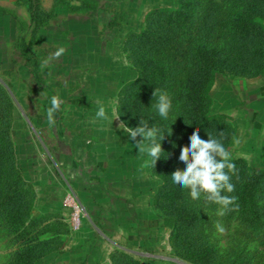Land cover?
I'll list each match as a JSON object with an SVG mask.
<instances>
[{
  "label": "rangeland",
  "instance_id": "374dc122",
  "mask_svg": "<svg viewBox=\"0 0 264 264\" xmlns=\"http://www.w3.org/2000/svg\"><path fill=\"white\" fill-rule=\"evenodd\" d=\"M179 2L38 0L36 25L24 0H0V86L11 98L8 138L21 177L24 218L34 222L30 236L46 243L38 264H114L115 253L139 264H193L192 249L204 247L211 250L205 264H264V181L254 212L239 207L219 216V205L193 200L186 189L168 209L158 197L161 172L145 166L150 157L138 154L136 141L118 127L121 121L136 127L140 118L119 116L113 124L96 119L101 104L110 118L114 111L119 114L127 85L137 75L127 39L145 27L152 10H172ZM193 2L191 21L164 31L161 44L149 53L168 70L157 88L171 100L168 118L151 106L153 94L136 108L143 117L158 115L166 130L172 129L169 166L183 169L179 154L190 143L186 91L195 73L194 53L199 46L236 53L239 65L216 72L206 89L208 114L229 124L225 148L240 161L231 179L230 195H235L247 173L264 170V0ZM241 12L257 23L256 36L242 38L232 31ZM22 42L34 58L25 54ZM53 96L62 103L56 124L49 126L46 112ZM67 195L81 207L76 230ZM176 209L194 216L180 237ZM7 217L0 208V264H15L27 242Z\"/></svg>",
  "mask_w": 264,
  "mask_h": 264
},
{
  "label": "trees",
  "instance_id": "16d2710c",
  "mask_svg": "<svg viewBox=\"0 0 264 264\" xmlns=\"http://www.w3.org/2000/svg\"><path fill=\"white\" fill-rule=\"evenodd\" d=\"M24 1L29 12L30 23L37 25L40 15L38 0ZM178 5L172 10L167 8L152 10L145 19V27L127 39L125 46H130L135 51L137 75L127 85V91L124 92V97L121 100L122 108L119 111L121 119L126 118V115L130 118H140L141 115L136 107L146 97L151 96L155 88L157 89L166 81L168 76L166 66L160 59L149 53L158 44H161L164 31H173L191 21L194 11L193 0H180ZM232 31L236 36L250 38L256 36L259 28L254 20L247 17L245 12H241L232 24ZM22 47L26 55L34 58L28 45L22 42ZM194 62L195 73L189 80L186 91V100L190 107L189 134L191 135L199 127L201 137L208 139V132L216 135L223 131L226 137L223 141L225 146L231 129L225 120L208 114L206 89L216 72L221 70L228 72L235 68V65H239L237 54L233 55L230 52L228 54L217 47L199 46L194 53ZM11 116V98L0 86V208L6 209L7 222L12 230L23 239L25 238L27 242L24 249L18 253L15 264H38L46 249V243L38 242L34 239V235L30 236L34 222H26L24 218L22 182L13 157L12 144L8 138ZM143 118L148 120L150 127L156 126L163 132H168L163 120L158 115L150 114ZM130 125L132 124L130 123ZM161 143L164 153L155 165L163 177L158 197H162L167 208L171 209L174 207L173 203L181 197L183 188L171 180L170 175L174 171L169 166L172 158L170 136L166 134ZM232 161L236 165L238 174V168L241 167L240 161L234 159ZM262 181H264V170L250 171L243 177L235 193V196L238 197L239 207L254 212L255 197ZM175 212L177 213L175 220L181 221L175 228L176 237H180L183 235L182 232L187 230L189 222L194 219V216L181 209H176ZM192 250L193 264H202V261L205 264L210 260L211 250L209 248ZM112 261L114 264H139L123 253H115L112 256Z\"/></svg>",
  "mask_w": 264,
  "mask_h": 264
},
{
  "label": "clouds",
  "instance_id": "9594fccd",
  "mask_svg": "<svg viewBox=\"0 0 264 264\" xmlns=\"http://www.w3.org/2000/svg\"><path fill=\"white\" fill-rule=\"evenodd\" d=\"M62 52L63 49L58 51L56 56L59 57ZM153 97L156 98V103L151 106L155 108L160 117L167 119L172 108L167 93L155 88ZM61 103L62 101L58 97L53 96L51 98V106L46 112L49 126L56 124L55 117ZM118 118L119 114L115 111L110 118L102 104L96 112V119L108 120L111 124ZM118 127L122 132L127 133L130 140L136 141L135 147L139 150L138 154H146L150 157V160L145 162V166L155 168L157 161L164 153L161 142L166 134L172 135V129L169 132H163L156 126L150 127L148 120L142 116H140L136 127H129L123 121L119 123ZM207 135L208 139H203L199 127L192 132L189 136L190 143L180 149L179 161L183 162L185 167L183 169L177 168L170 176L174 184L189 190L193 200L203 198L206 202L219 205L217 214L224 216L228 212L239 210L238 197L230 195L235 191V185L231 179L232 175L237 174V169L230 152L224 146L223 141L226 138L224 132H219L216 135L208 132ZM137 137H141V139L137 140ZM145 141L148 142L147 145H145ZM217 228L221 232L224 231L219 224Z\"/></svg>",
  "mask_w": 264,
  "mask_h": 264
},
{
  "label": "built area",
  "instance_id": "2783aa9c",
  "mask_svg": "<svg viewBox=\"0 0 264 264\" xmlns=\"http://www.w3.org/2000/svg\"><path fill=\"white\" fill-rule=\"evenodd\" d=\"M64 201L68 207L69 214L71 216V227L72 229L76 230L80 222L79 218L81 214V207L74 199H72L70 195H67Z\"/></svg>",
  "mask_w": 264,
  "mask_h": 264
},
{
  "label": "crops",
  "instance_id": "0c3cea01",
  "mask_svg": "<svg viewBox=\"0 0 264 264\" xmlns=\"http://www.w3.org/2000/svg\"><path fill=\"white\" fill-rule=\"evenodd\" d=\"M29 20H30V16H29ZM88 168V167H87Z\"/></svg>",
  "mask_w": 264,
  "mask_h": 264
}]
</instances>
